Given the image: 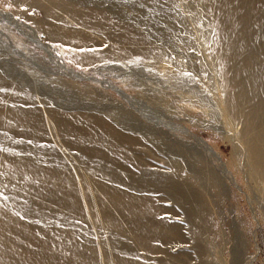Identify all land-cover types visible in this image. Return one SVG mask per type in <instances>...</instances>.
Returning a JSON list of instances; mask_svg holds the SVG:
<instances>
[{"label": "bare ground", "instance_id": "1", "mask_svg": "<svg viewBox=\"0 0 264 264\" xmlns=\"http://www.w3.org/2000/svg\"><path fill=\"white\" fill-rule=\"evenodd\" d=\"M30 1L49 14L38 23L40 29L73 47L92 45V32H98L117 42L110 52L120 58L153 62L166 54L152 45L149 34L132 28L115 33L114 24L124 22L106 8L84 10L72 0ZM167 2L176 14L182 62L212 79L230 123L233 117L243 119L239 139L251 174L264 188V0ZM121 40L130 45H117ZM7 79L0 75V84ZM35 103L23 87L9 100L0 97V264H187L192 249L202 256L197 263L219 264L205 246H193L204 232L203 208L174 172L155 167L147 141L161 152L165 146L150 136L130 134L112 118L50 108L58 141L75 148L85 163L84 170L76 171L58 153L17 143L15 138L48 140V120ZM117 167L140 176L121 178L114 173ZM51 212L64 216L47 221ZM89 227L98 230V242L90 239ZM110 227L114 231L106 235L103 230ZM124 237L154 256L135 253Z\"/></svg>", "mask_w": 264, "mask_h": 264}, {"label": "rangeland", "instance_id": "2", "mask_svg": "<svg viewBox=\"0 0 264 264\" xmlns=\"http://www.w3.org/2000/svg\"><path fill=\"white\" fill-rule=\"evenodd\" d=\"M72 1L84 10L106 8L113 18L124 22L121 27L114 24L115 33L132 28L149 34L152 45L166 54L153 62L138 56L120 58L110 52L117 42L98 32H92V45L73 47L40 29L38 23L49 17L44 6L30 0H0V75L9 78L0 84V97L9 100L26 88L48 120V140L37 143L15 138L17 143L58 153L66 166L80 171L85 163L75 148L58 141L49 109L121 121L130 134L150 136L166 147L161 152L147 141L155 167L174 172V178L189 188L203 208L204 232L193 244L205 246L219 264H264V188L251 174L248 153L239 139L243 119L233 117L230 123L212 79L182 62L176 14L167 0H153L154 4L151 0ZM260 27L264 32V22ZM124 43L117 45H130ZM0 130L3 132L2 127ZM114 173L127 179L140 176L124 167H117ZM61 215L51 212L46 220ZM103 231L110 235L114 229ZM89 232L92 241L100 240L96 228L89 227ZM124 239L135 253L154 256L140 250L130 237ZM196 251L192 249L187 264L201 262Z\"/></svg>", "mask_w": 264, "mask_h": 264}, {"label": "snow or ice", "instance_id": "3", "mask_svg": "<svg viewBox=\"0 0 264 264\" xmlns=\"http://www.w3.org/2000/svg\"><path fill=\"white\" fill-rule=\"evenodd\" d=\"M81 51H84V49H81ZM89 51H91V50H89Z\"/></svg>", "mask_w": 264, "mask_h": 264}]
</instances>
